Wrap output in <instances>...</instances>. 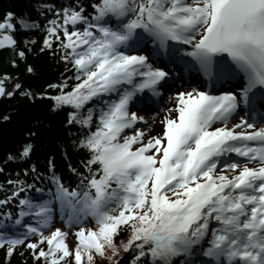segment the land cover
<instances>
[{
  "label": "snow or ice",
  "instance_id": "snow-or-ice-1",
  "mask_svg": "<svg viewBox=\"0 0 264 264\" xmlns=\"http://www.w3.org/2000/svg\"><path fill=\"white\" fill-rule=\"evenodd\" d=\"M46 11L43 46L60 52L74 75L49 85L60 89L55 94H21L72 109L66 123L80 127L73 143L85 152L84 171L70 188L49 157L47 174L32 164L23 169L35 174L31 183L19 174L9 180L0 198V247L7 244L10 255L23 245L44 264L68 256L91 264L106 247L112 255L130 250L129 264H264V0H74ZM39 27L7 11L0 47L23 59L14 33ZM173 65L203 73L208 87L170 92L163 131L145 140L138 124L155 121L134 109L159 108L164 90L181 79ZM5 80L7 73L0 95L22 88L17 80L8 90ZM241 80L238 90H213ZM32 148L25 143L7 160H23ZM57 212L69 227L93 219L98 228H77L72 252L67 231L45 235ZM123 229L128 236L118 247ZM44 242L47 249L38 248Z\"/></svg>",
  "mask_w": 264,
  "mask_h": 264
},
{
  "label": "trees",
  "instance_id": "trees-1",
  "mask_svg": "<svg viewBox=\"0 0 264 264\" xmlns=\"http://www.w3.org/2000/svg\"><path fill=\"white\" fill-rule=\"evenodd\" d=\"M71 2L74 0H0V20L4 18L7 11H12L17 16H26L28 19L37 21L40 25L37 29H20L14 33L18 46L25 49L26 56L23 59L18 57L16 50L11 47L0 50V78H4L5 73L11 77V80H5L6 88L11 90L12 84L17 80L22 85V88L11 97L0 95V164L3 165V172H0V185H3L0 187V198L9 194L8 181L17 179L18 174L29 183L32 182L35 174L29 171L25 175L24 168L35 164L36 174H47L49 157L53 158L56 171L61 173L66 185L70 188L77 186L80 182L78 173L84 171L79 161L85 158V152L73 143V141L78 143L77 133L81 131L80 127L66 123L67 114L72 109L68 106L53 109L54 101L47 96L33 98L21 94L25 88L30 89L33 94L37 92L55 94L60 89L48 86L60 83L63 76L74 75L75 70L70 64L66 65V62L61 59L60 52L55 48L48 49L43 46L45 17L48 19L52 17V13L46 11V8L48 6L61 7L65 3ZM17 27L19 26L17 25ZM33 38L34 42L30 44L23 43L24 39L33 41ZM42 48L43 51H41ZM13 60H16L15 65L12 63ZM29 65L32 67L31 72L27 70ZM75 83H77L75 79L70 80L68 87ZM4 116H7L8 119H3ZM29 133H33V135H29ZM28 142L33 145L30 156L23 160H7L8 153L18 155L21 146ZM69 164L76 169V172L70 170ZM37 186L43 185L38 184ZM29 194L35 198H41L39 193ZM60 220L57 212L52 225L60 226L62 230L69 233L65 239L72 252L77 244L75 235L77 228H98V224L93 219H89L86 224H74L72 229ZM25 222L28 221L25 220ZM50 233L45 231V235ZM127 236V229H123L114 238V242L118 247H121V242L126 240ZM29 238L37 239L36 236ZM39 247L47 249V243L44 242L38 245ZM129 253L130 250L125 252L121 247L119 253L112 255L111 249L106 247L104 255L93 253L91 264H129L131 260ZM0 264H44V261L33 259V250L23 245L16 246L15 251L9 255L6 244L0 247ZM60 264H75L74 256L65 257ZM82 264H88L86 256L82 258Z\"/></svg>",
  "mask_w": 264,
  "mask_h": 264
},
{
  "label": "rangeland",
  "instance_id": "rangeland-1",
  "mask_svg": "<svg viewBox=\"0 0 264 264\" xmlns=\"http://www.w3.org/2000/svg\"><path fill=\"white\" fill-rule=\"evenodd\" d=\"M173 103H174V100H172V102H171V104L169 105V107L166 108V110H165L163 113H160V114H158V115H156V116L154 117V118H156V119H155V122L152 123L151 126H150L152 130L146 132L145 140H147V138H148L149 135H151V136H156V135H158L160 132L163 131V124L161 123V121L163 120V118L161 117L162 120H160V119L157 118V117H159V116H163V117H164V116L167 114V109L171 108L172 105H173ZM171 114L174 116V115H175V112H172ZM151 115H153V114H151Z\"/></svg>",
  "mask_w": 264,
  "mask_h": 264
},
{
  "label": "water",
  "instance_id": "water-1",
  "mask_svg": "<svg viewBox=\"0 0 264 264\" xmlns=\"http://www.w3.org/2000/svg\"><path fill=\"white\" fill-rule=\"evenodd\" d=\"M8 48H10V46H4V47H0V50H2V49H8Z\"/></svg>",
  "mask_w": 264,
  "mask_h": 264
}]
</instances>
